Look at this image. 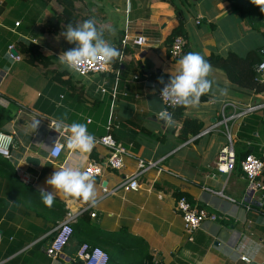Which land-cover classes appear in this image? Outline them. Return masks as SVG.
<instances>
[{
	"label": "crops",
	"instance_id": "obj_1",
	"mask_svg": "<svg viewBox=\"0 0 264 264\" xmlns=\"http://www.w3.org/2000/svg\"><path fill=\"white\" fill-rule=\"evenodd\" d=\"M44 3L0 0V131L12 137L9 159L19 178L38 192L20 187L14 193L0 176V264H73L80 245L74 235L58 257L46 252L55 229L65 222L123 264H264L263 192L247 194L248 180L241 169L246 153L264 159V108L237 115L245 106L264 103V92L237 87L224 70L212 65L214 91L218 85L227 94L219 99L218 91L204 95L198 107H184L177 117L167 110L175 121L167 127L159 119L166 109L157 95L161 82L151 79L153 73L171 76L179 68L180 58L170 56V45L181 20L187 41L184 55L198 52L207 59L230 52L245 56L264 46L261 18L244 19L230 0H76L73 26L94 17L105 29L106 40L121 52L107 73L82 77L58 61L63 51L75 47L61 34L70 23L54 24L62 6L55 0ZM139 35L146 37L144 45L134 43ZM22 39L36 42L50 63H31L22 53ZM103 82L108 88L104 95L99 92ZM189 117L204 128L184 141L181 128ZM34 119L39 120L36 129ZM60 119L86 123L96 139L111 134L130 151L123 169L105 168L94 177V205L63 193L51 208L41 200V189L53 191L46 180L57 168L84 171L110 153L97 142L90 154L67 150V133L49 127ZM228 132L237 160L234 170L222 173L216 163L229 142ZM56 140L63 150L54 160L49 154ZM28 155L38 157L39 165L27 163ZM140 159L155 165L139 175L138 190L127 191L122 184L138 170ZM103 186L114 191L105 194ZM181 193L220 216L205 221L192 239L175 209ZM89 210L96 213L87 222L92 229L81 222ZM244 254L252 262L242 261Z\"/></svg>",
	"mask_w": 264,
	"mask_h": 264
},
{
	"label": "clouds",
	"instance_id": "obj_2",
	"mask_svg": "<svg viewBox=\"0 0 264 264\" xmlns=\"http://www.w3.org/2000/svg\"><path fill=\"white\" fill-rule=\"evenodd\" d=\"M252 3L260 6L264 12V0H252ZM69 44L75 47L63 51L59 57V63L69 72L82 73L90 61H99L102 65L113 64L121 56L120 50L105 38V29L97 25L96 19L89 18L82 23L73 26L67 25L61 33ZM36 43V42H34ZM179 68L175 74H171L169 82L162 89L163 101L172 108L198 107L201 97L207 94L216 95L218 99L225 96L226 90L219 89L215 82L210 79L212 65L198 52H188L179 60ZM161 83L163 79H160ZM162 123L171 127L175 121L167 109L159 113ZM39 125V120L34 119L32 127ZM57 132L65 135V148L73 153L90 154L96 144V138L88 130L86 123L72 122L66 124L64 119L58 120L55 125H49ZM58 157L60 149L51 153ZM46 184L52 186L53 191L41 189L40 196L43 204L51 208L57 195L63 193L65 197L81 199L85 203L95 204V178L87 171L80 168L60 167L46 180Z\"/></svg>",
	"mask_w": 264,
	"mask_h": 264
},
{
	"label": "built area",
	"instance_id": "obj_3",
	"mask_svg": "<svg viewBox=\"0 0 264 264\" xmlns=\"http://www.w3.org/2000/svg\"><path fill=\"white\" fill-rule=\"evenodd\" d=\"M199 22V20H198ZM0 25H2V21L0 20ZM20 22H16V26H19ZM134 43L138 45H144L146 43V37L143 35H139L134 39ZM187 41L183 35H177L173 38V41L170 45V56L172 58H181L186 49ZM14 46H11L10 49H13ZM260 52L263 55V59L260 63L255 66V70L259 75L260 81L264 82V79L261 77L264 74V46L260 49ZM16 59H19V56H15ZM110 64L102 65L99 61H90L88 65L83 69L82 73H76L79 76H88L90 74H104L109 71ZM161 85L158 89L157 95L159 99L163 102L166 109H174L167 105L161 96V92L165 84ZM108 91L106 86V82H103L99 86V92L103 95ZM114 95L117 94V90L114 89L112 92ZM127 95V93H123ZM234 107L236 105L232 104ZM178 108V107H177ZM264 108V103L256 104V105H248L242 109V112L237 115H246L255 110ZM224 123H227V118L223 114ZM229 142L225 145L221 151L219 152L216 167L222 173H230L234 170L236 166V153L233 146L232 135L228 132ZM96 142L102 144L110 149L109 155L106 157L104 162H96L92 161L86 165L84 171H87L93 177L101 176L104 172L105 168H110L113 170H121L124 168V156L126 154H130V151L121 145L119 142L115 140V138L111 134L103 135L96 139ZM12 145V137L0 131V154L5 157H10V149ZM60 149V155L63 150V144L61 141L56 140L50 151V158L57 159L60 157L52 156V152ZM155 165V162L148 161L146 162L143 159L139 160L138 170L133 173L131 176L127 177L123 182L122 186L125 190H138L140 187V183L138 180L139 175L147 170V168ZM241 169L243 170L247 180V194L249 195L251 192L262 191L263 195L260 200V204L263 205L264 201V159L258 157L252 153L246 155L241 160ZM105 194L112 193L114 190H109L107 187L103 186L102 188ZM176 211L182 216L184 221L185 231L191 236L200 228V226L205 221H216L220 218V216L216 213H213L206 208H202L194 204L190 199L186 196H181L176 203ZM92 216L95 217L96 213H92ZM74 230L73 226L70 222H65L60 224L55 229V237L51 241V243L47 246L46 252L48 256L56 258L58 257L66 248L68 243L70 242L73 236ZM76 258L80 259L84 262V264H113L110 261L108 253L100 248V247H92L89 243H83L76 252ZM240 259L247 263L252 262V258L247 255H241Z\"/></svg>",
	"mask_w": 264,
	"mask_h": 264
},
{
	"label": "trees",
	"instance_id": "obj_4",
	"mask_svg": "<svg viewBox=\"0 0 264 264\" xmlns=\"http://www.w3.org/2000/svg\"><path fill=\"white\" fill-rule=\"evenodd\" d=\"M42 1L47 3V1L50 0H42ZM55 1L62 6V11L58 16L56 23L54 24L56 26H60L61 23H70L71 25H73L75 19L78 18L76 15V6H75L76 0H55ZM230 1L232 3V6L239 11L240 15L244 19L249 18L250 20H252L254 19V17L259 16L261 18V22L259 26L264 30V12H261L260 6L253 4L252 0H230ZM1 13H2V9H0V14ZM184 32L185 31L183 28V21L181 20L179 27L173 33L172 39L177 35H183ZM21 43L25 45L24 48L22 49V53L24 54L25 57H27V59L31 63L42 64L44 66L45 64L50 63L49 58L44 56V54L40 50V47L37 44L23 39L21 40ZM261 48L251 50L245 56H240L235 52H230L226 56L212 55L208 57L206 60H208L211 63V65L224 70L228 75L230 81L233 84H235L237 87H240L241 89L246 90L248 92L261 93L264 92V82L260 81L258 77L259 75L255 70V66L258 63H260L263 59V55L260 52ZM122 71L125 70L122 69ZM161 78L163 79V82L166 83L169 82L170 76L160 71L153 73L151 76L152 80L160 81ZM164 83H161V85H163ZM183 109L184 107H178L168 110L172 111L174 113V116L177 117L182 114ZM203 128L204 125L198 119L189 117L184 121L183 126L181 128V139L186 141L189 139L190 136L198 135L200 132H202ZM246 155H248V153H246L244 157ZM0 176L6 180V182L9 184V187L14 193H16V190L19 189L20 187L24 188L25 190H29V193L31 192L34 194L38 193L36 190L32 188L24 186V183L17 174L16 167L10 162L9 158H6L3 155H0ZM184 195H185L184 193L179 194L178 199ZM91 215L92 212L89 210L83 214V217L81 219L82 220L81 222H84L83 225L86 226L88 229H92L88 224L91 219L90 217ZM73 230H74L73 235L76 236V238L80 239L79 247L85 242L89 243L87 242L86 239H84V237H80L79 234H77L78 232L77 226H73ZM141 244L144 246L145 242L141 241ZM91 246L98 247L94 245ZM108 255L112 263L123 264L120 262H115L113 259V255L110 254ZM73 264H84V262L80 259H76V262H74ZM131 264H134V262H132Z\"/></svg>",
	"mask_w": 264,
	"mask_h": 264
},
{
	"label": "water",
	"instance_id": "obj_5",
	"mask_svg": "<svg viewBox=\"0 0 264 264\" xmlns=\"http://www.w3.org/2000/svg\"><path fill=\"white\" fill-rule=\"evenodd\" d=\"M11 52L13 53L14 56L18 55V52L15 48H13ZM25 160L27 163L34 165V166L39 165L40 163V159L38 157L31 156V155L26 156Z\"/></svg>",
	"mask_w": 264,
	"mask_h": 264
}]
</instances>
